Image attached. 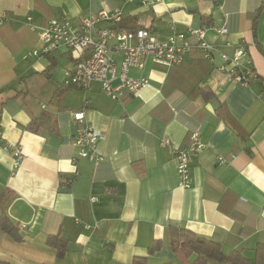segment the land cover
Here are the masks:
<instances>
[{
	"label": "crops",
	"instance_id": "1",
	"mask_svg": "<svg viewBox=\"0 0 264 264\" xmlns=\"http://www.w3.org/2000/svg\"><path fill=\"white\" fill-rule=\"evenodd\" d=\"M264 0H0V194L17 226V240L0 227V260L10 264H184L171 228H187L239 250L255 262L264 244ZM123 11L121 25L148 27L167 40L184 32L191 48L173 66L151 57L134 76L149 83L112 98L98 81L89 89L64 85L71 49L35 54L37 29L66 14L74 23L100 9ZM107 22L99 26H106ZM226 26L228 32L217 28ZM229 55L248 51L258 77L250 85L224 79L223 59L205 57L191 28ZM181 41V39H178ZM205 90V91H204ZM102 130L100 160L79 156L73 112ZM35 121L33 127L29 124ZM200 129L205 148L192 184L178 182L174 146ZM7 143L22 146L16 159ZM223 156L227 161H220ZM75 169L79 172L74 175ZM74 176V177H73ZM73 177L68 183V178ZM3 204L0 202V215ZM25 223L26 227H20ZM66 243L59 255L48 243ZM192 254L190 260H194ZM206 264H231L209 259Z\"/></svg>",
	"mask_w": 264,
	"mask_h": 264
},
{
	"label": "built area",
	"instance_id": "2",
	"mask_svg": "<svg viewBox=\"0 0 264 264\" xmlns=\"http://www.w3.org/2000/svg\"><path fill=\"white\" fill-rule=\"evenodd\" d=\"M130 1V0H129ZM132 1V0H131ZM143 5H149L160 0H139ZM6 15H0V23ZM123 18V11L114 8H102L96 13L84 15L78 23H74L66 14L52 17L47 22L35 24L32 15L26 19L32 29H37L41 46L34 50L35 54L48 53L62 46L69 49H82L85 56L73 67L66 69L64 85L89 89L93 82L98 81L102 90L112 98H123L126 94H136L149 83L147 76H134L131 68H143L148 57L156 63L173 66L180 63L191 48L190 41L184 32H178L167 40L158 38L148 27L126 30L117 25ZM107 22L106 26H99ZM226 34L228 28H217ZM190 33L198 38V45L205 57L215 60L214 53L223 59L217 65V70L224 79L239 81L250 85L258 77L256 70L247 66L248 51L243 45L236 46L233 55L223 51L218 45L205 39V28H191ZM181 39V41H178ZM73 119L79 123L74 133V141L78 146V154L93 160H100L102 153L98 142L105 137L102 130L85 122V111L73 112ZM162 143L171 145L177 161L176 171L179 185L190 187L192 184V166L199 153L205 148L200 129H193L183 146H174L168 136L162 138ZM16 159L23 157L21 144L7 143ZM220 161H227L223 156ZM75 169L74 175H77ZM74 177V176H73ZM73 177H69L68 183ZM25 228L26 224H20Z\"/></svg>",
	"mask_w": 264,
	"mask_h": 264
},
{
	"label": "trees",
	"instance_id": "3",
	"mask_svg": "<svg viewBox=\"0 0 264 264\" xmlns=\"http://www.w3.org/2000/svg\"><path fill=\"white\" fill-rule=\"evenodd\" d=\"M263 7L264 4L260 6L258 12ZM117 26L126 30H135L138 28L137 26H130L129 28H125L123 25H121V21L118 23ZM71 52L73 54V57L75 58V63L85 56V51H83L82 49H71ZM34 124L35 121H32L29 126L33 127ZM5 198V192L0 194V202H2L3 204V212L0 215V227L4 231L11 234L17 240H20L21 235L18 232L17 226L12 222V220L9 218L5 211ZM170 235L172 246L178 257L183 261L184 264H206L209 259L231 264H252L250 260L245 258L239 250H232L231 252H226L220 242L201 237L187 228H171ZM48 243L57 247L59 255L64 254L66 250V243L61 237H59L58 235H49ZM192 254L197 255L194 260H190ZM254 260V264H264V244H259L256 247ZM0 264L10 263L7 261L0 260ZM142 264L145 263L143 262Z\"/></svg>",
	"mask_w": 264,
	"mask_h": 264
}]
</instances>
